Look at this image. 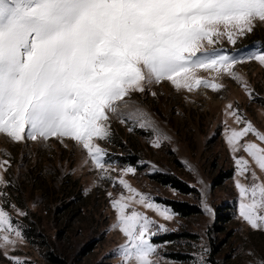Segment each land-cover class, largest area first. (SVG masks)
<instances>
[{"label":"snow or ice","instance_id":"6c2138e0","mask_svg":"<svg viewBox=\"0 0 264 264\" xmlns=\"http://www.w3.org/2000/svg\"><path fill=\"white\" fill-rule=\"evenodd\" d=\"M256 22L264 23V0H0V134L13 143L45 145L55 138L64 147L66 140L81 147L102 180H113V186L118 182L132 194L122 192L118 198L107 194L117 213L118 222L112 228L126 238L117 249L122 264H159L153 259L158 246L151 238L169 229L142 212L127 210L136 197L147 208L161 206L127 180L108 174L114 166L97 141L111 140V122L117 119L129 124V131L139 128L152 133L153 147L170 142L172 137L133 96L147 92L155 97L151 89L165 81L178 91L224 87L198 78L200 70L226 73L253 96L233 69L245 60L264 65V50L245 57L206 45L224 36L235 45L236 38L251 33ZM226 109L231 110L226 115L245 124L240 130H229L224 121L227 143L233 152L243 148L264 170V147L253 142L239 145L249 133L264 141V133L231 103ZM235 162L238 175L249 171L243 157H235ZM10 167V155L0 160V249L13 264H26L19 256L9 255L24 234L7 209L27 216L9 201L12 182L4 173ZM120 171L134 174L136 169ZM251 177L248 184L235 182L241 197L239 215L251 228L264 230V182L254 170ZM202 203L205 212L214 215L206 198ZM169 211L165 208L160 215L171 219ZM201 248L207 252L206 245ZM203 253L199 264H205Z\"/></svg>","mask_w":264,"mask_h":264},{"label":"rangeland","instance_id":"374dc122","mask_svg":"<svg viewBox=\"0 0 264 264\" xmlns=\"http://www.w3.org/2000/svg\"><path fill=\"white\" fill-rule=\"evenodd\" d=\"M236 39L233 45L224 36L206 47L245 57L264 50V23L256 22L251 33ZM233 70L247 82L253 96H249L242 82L226 73L203 70L196 73L198 78L224 87L218 91L203 86L191 92L178 91L165 81L151 89L157 93L155 97L147 92L133 96L172 137L161 147L152 146V133L139 128L129 131L130 125L117 119L111 122V140L97 141L107 150V160L114 166L108 174L127 180L161 206L158 210L147 208L136 197L127 210L142 212L169 229L160 230L151 238L158 246V255L153 259L159 264H199L201 245L207 246L203 253L205 264H264V230L251 228L240 217L241 197L235 183H250L252 170L264 182V170L243 148L233 152L224 124L227 120L229 130L245 127L235 117L226 115V106L231 103L264 133V65L245 60ZM247 142L264 147V141L253 133L242 137L239 145ZM65 143L67 147L52 138L45 145H26L13 143L0 134V160L11 157V167L4 173L12 182L9 201L27 213L21 216L15 209H7L24 234L23 241L9 249V255L19 256L26 264H54L47 259L49 253L60 264H122L117 249L126 238L112 228L118 222L117 213L107 194L111 192L116 198L122 192L125 196L132 194L118 182L113 186V180H102L85 151L70 140ZM235 157L248 161L249 171L242 176L238 175ZM85 160L89 161L87 165ZM127 167L136 172L120 171ZM158 175L176 178L189 191L157 182L154 178ZM205 198L214 215L205 212ZM174 202L194 206L199 213L184 217L175 211ZM165 208L170 209L171 219L160 215ZM219 215L227 216L228 221L220 222ZM0 264H13L5 258L3 249Z\"/></svg>","mask_w":264,"mask_h":264},{"label":"trees","instance_id":"16d2710c","mask_svg":"<svg viewBox=\"0 0 264 264\" xmlns=\"http://www.w3.org/2000/svg\"><path fill=\"white\" fill-rule=\"evenodd\" d=\"M157 182L162 183L163 185H171L174 189L177 190H183V191H189V189L181 183L179 180L173 177H164L161 175L156 176L154 178ZM193 190V189H192ZM174 206L175 211H178L181 215L184 217L192 216V215H197L199 213L198 209L194 206L190 207L187 204H181V203H172ZM219 221L220 222H227V216L224 215H219ZM47 259L54 263V264H60L59 259L54 257L52 254L47 255Z\"/></svg>","mask_w":264,"mask_h":264}]
</instances>
